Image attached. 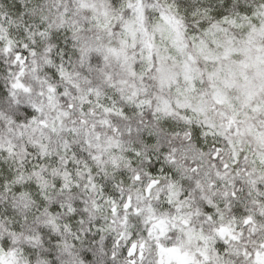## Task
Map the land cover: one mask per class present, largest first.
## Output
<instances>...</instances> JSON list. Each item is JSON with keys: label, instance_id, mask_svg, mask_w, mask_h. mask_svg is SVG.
<instances>
[{"label": "clouds", "instance_id": "9594fccd", "mask_svg": "<svg viewBox=\"0 0 264 264\" xmlns=\"http://www.w3.org/2000/svg\"><path fill=\"white\" fill-rule=\"evenodd\" d=\"M0 264H264V0H0Z\"/></svg>", "mask_w": 264, "mask_h": 264}]
</instances>
